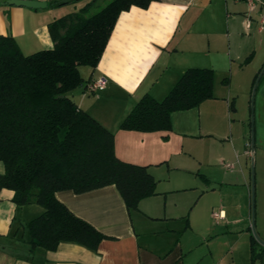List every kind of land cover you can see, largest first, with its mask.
<instances>
[{
  "label": "crops",
  "instance_id": "1",
  "mask_svg": "<svg viewBox=\"0 0 264 264\" xmlns=\"http://www.w3.org/2000/svg\"><path fill=\"white\" fill-rule=\"evenodd\" d=\"M7 1L0 0V34L11 35L30 54L53 46L47 27L53 18L88 0L62 6L44 0L43 8ZM262 14L264 0L253 6L246 0H151L147 7L121 11L96 66H79L83 82L71 96L113 133L119 159L147 167L156 179L155 193L128 209L114 184L80 193L58 190L56 198L105 237L96 249L61 241L53 250L31 251L27 223L43 207L17 205L13 190L1 187L0 264H264V244L256 239L260 255L254 259L250 250L248 166L252 156L256 220L261 218L256 226L264 240ZM189 67L213 69L212 97L172 111L166 130L120 127L144 93L161 100ZM260 72L251 98L248 149L237 99ZM100 75L106 78L104 88L90 92L87 84ZM3 170L0 161V174Z\"/></svg>",
  "mask_w": 264,
  "mask_h": 264
},
{
  "label": "trees",
  "instance_id": "2",
  "mask_svg": "<svg viewBox=\"0 0 264 264\" xmlns=\"http://www.w3.org/2000/svg\"><path fill=\"white\" fill-rule=\"evenodd\" d=\"M95 1L47 24L51 48L24 54L11 35L0 34V188L12 189L17 205L43 207L27 223L31 251L37 246L53 250L61 241L96 249L105 237L59 201L58 190L80 193L114 184L128 209L155 193L156 179L147 167L119 159L113 133L71 96L83 82L79 66H96L119 13L132 5L147 7L151 0H107L94 11ZM222 81L227 83L228 77ZM212 83V68L189 67L161 100L144 93L120 127L169 129L171 112L212 97ZM256 244L251 234L253 259L260 255Z\"/></svg>",
  "mask_w": 264,
  "mask_h": 264
},
{
  "label": "rangeland",
  "instance_id": "3",
  "mask_svg": "<svg viewBox=\"0 0 264 264\" xmlns=\"http://www.w3.org/2000/svg\"><path fill=\"white\" fill-rule=\"evenodd\" d=\"M78 0H73V1H70L72 2L71 4H78L76 3ZM105 1L104 0H96L94 5L91 6V10H98L100 7H102L104 5ZM62 6V5H60ZM251 68V67H250ZM255 73V72H250V76ZM249 76V77H250ZM250 85V84H248ZM253 86V85H252ZM252 86L248 89V87L246 88V90L240 94L238 96V99H237V104H238V112H239V116L241 119H243L244 123H245V130H246V135H247V140H248V149H251V145H250V138H251V125L249 124V122L252 121V115L251 114V98H252ZM248 166L250 167L251 169V173H253V186H252V183L250 185V197L252 199V194H253V220H254V229H255V232L256 234L258 235V230H257V226L256 224L259 226L260 223V217H259V214H258V218L256 220V212H257V209H256V197H255V165H254V161H253V158L252 156H250V158L248 159ZM204 169V168H203ZM204 171V170H202ZM252 203V201H251ZM252 207V206H251ZM252 209V208H251ZM258 212H259V208H258ZM249 231L251 234H253V230H252V227H251V221L249 223ZM259 236V235H258Z\"/></svg>",
  "mask_w": 264,
  "mask_h": 264
},
{
  "label": "water",
  "instance_id": "4",
  "mask_svg": "<svg viewBox=\"0 0 264 264\" xmlns=\"http://www.w3.org/2000/svg\"><path fill=\"white\" fill-rule=\"evenodd\" d=\"M60 2L62 3H68L70 1H73V0H59ZM9 4H13V5H21V6H26V7H31V8H43L45 6H47V2L44 1V0H8L7 1ZM262 72L259 73V75L257 76L255 82H254V85L252 87V98H253V94L255 92V88H256V84H257V81L260 77V74ZM252 186H253V183H252ZM252 211H253V194H252ZM252 230H253V235L255 236V238L261 242L262 244H264V240H262L255 232V229H254V220H253V212H252Z\"/></svg>",
  "mask_w": 264,
  "mask_h": 264
},
{
  "label": "built area",
  "instance_id": "5",
  "mask_svg": "<svg viewBox=\"0 0 264 264\" xmlns=\"http://www.w3.org/2000/svg\"><path fill=\"white\" fill-rule=\"evenodd\" d=\"M247 3L249 5H254L255 3V0H246ZM260 25L261 27L264 26V14L261 15V20H260ZM105 83H106V78L105 76L103 75H100L98 76L96 79H94L93 81H90L88 84H87V89L90 91V92H97V91H100L104 88L105 86ZM227 166H230L229 163H226ZM215 216H217L216 213H214Z\"/></svg>",
  "mask_w": 264,
  "mask_h": 264
}]
</instances>
